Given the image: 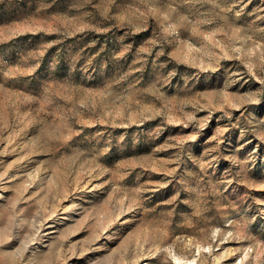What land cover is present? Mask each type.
Instances as JSON below:
<instances>
[{
    "label": "rangeland",
    "instance_id": "rangeland-1",
    "mask_svg": "<svg viewBox=\"0 0 264 264\" xmlns=\"http://www.w3.org/2000/svg\"><path fill=\"white\" fill-rule=\"evenodd\" d=\"M0 264H264V0H0Z\"/></svg>",
    "mask_w": 264,
    "mask_h": 264
},
{
    "label": "bare ground",
    "instance_id": "bare-ground-1",
    "mask_svg": "<svg viewBox=\"0 0 264 264\" xmlns=\"http://www.w3.org/2000/svg\"><path fill=\"white\" fill-rule=\"evenodd\" d=\"M180 262H182V261H180Z\"/></svg>",
    "mask_w": 264,
    "mask_h": 264
}]
</instances>
